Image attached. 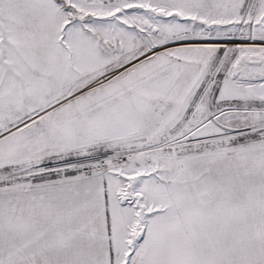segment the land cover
Masks as SVG:
<instances>
[{
  "label": "snow or ice",
  "instance_id": "1",
  "mask_svg": "<svg viewBox=\"0 0 264 264\" xmlns=\"http://www.w3.org/2000/svg\"><path fill=\"white\" fill-rule=\"evenodd\" d=\"M0 264H264V0H0Z\"/></svg>",
  "mask_w": 264,
  "mask_h": 264
}]
</instances>
